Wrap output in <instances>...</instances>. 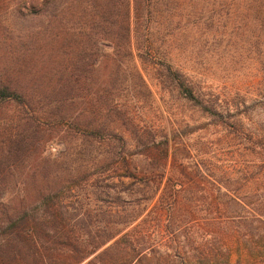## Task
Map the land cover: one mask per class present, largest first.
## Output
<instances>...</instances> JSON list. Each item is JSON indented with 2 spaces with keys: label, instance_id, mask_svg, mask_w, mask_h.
<instances>
[{
  "label": "rangeland",
  "instance_id": "1",
  "mask_svg": "<svg viewBox=\"0 0 264 264\" xmlns=\"http://www.w3.org/2000/svg\"><path fill=\"white\" fill-rule=\"evenodd\" d=\"M163 12L170 16L165 34L177 38L179 72L204 106L217 102L225 127L177 93L154 87L156 80L145 77L146 89L121 72L103 93L93 81L86 95L87 103L95 102L101 136L89 141L60 128L45 130L44 148L31 153L17 177L35 170L41 181L48 174L63 187L59 197L74 214L71 224L78 219L96 240L107 236L109 221L116 223L121 233L80 264H264V160L252 137L264 128V0H170ZM134 55L143 75L146 69L154 77L155 68ZM107 62L99 82H109L111 55ZM144 128L178 144L188 179L195 167L201 170L199 189L183 180L187 188L177 193L175 211L186 214L180 222L165 212L175 182L172 159L164 176L152 174L146 184L121 169L130 160L148 169L137 144Z\"/></svg>",
  "mask_w": 264,
  "mask_h": 264
},
{
  "label": "trees",
  "instance_id": "2",
  "mask_svg": "<svg viewBox=\"0 0 264 264\" xmlns=\"http://www.w3.org/2000/svg\"><path fill=\"white\" fill-rule=\"evenodd\" d=\"M169 1L0 0V264H80L121 233L109 221L104 227L107 236L96 240L78 226V219L76 225L71 224L74 214L59 197L63 187L50 181L48 174L41 181L34 178L35 170L24 180L17 177L18 168L31 153L44 148L41 133L45 130L60 128L89 141L101 136L95 102L85 101L93 81L103 93L121 72L146 89L148 77L152 84L156 80L154 87L159 85L163 93H177L225 127L223 115L216 111L217 102L204 106L178 70L177 38L165 34L170 16L163 8ZM134 50L142 63L155 68L154 79L149 77L151 71L143 69V75L134 65ZM110 55L109 82H99ZM90 107L92 112L87 114ZM162 133L148 128L137 133V144L142 146L139 155L150 162L148 169L132 165L131 160L121 169L128 172L126 177L146 184L152 174L164 176L172 159L176 177L167 198L171 209L165 212L169 220L180 222L178 217L186 214L175 211L177 193L187 188L183 180L199 189L202 174L195 167L191 178L186 177L179 157L182 151ZM252 137L257 138L264 160V128ZM83 236H88L84 242ZM67 256L69 263L62 260Z\"/></svg>",
  "mask_w": 264,
  "mask_h": 264
}]
</instances>
